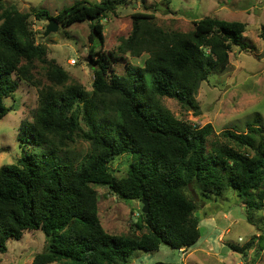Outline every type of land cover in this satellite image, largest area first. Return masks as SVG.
<instances>
[{"label": "trees", "instance_id": "obj_1", "mask_svg": "<svg viewBox=\"0 0 264 264\" xmlns=\"http://www.w3.org/2000/svg\"><path fill=\"white\" fill-rule=\"evenodd\" d=\"M116 1H80L56 16L14 8L0 15V119L11 110L4 100L15 94L18 82L33 81L36 61L48 64L51 83L39 92L34 122L20 126L22 157L0 169V256L8 252L9 241H20L27 231H42L47 241L32 264H129L135 252H156L162 245L189 250L201 238L197 199L190 195L194 188L205 198L232 190L250 211L264 210L261 116L247 124L246 133L222 132L224 142H213L209 151L213 126L193 127L161 103L171 98L196 109L201 84L227 70L234 50L247 48L246 24L207 17L189 33L167 32L152 23V16L134 14L132 33L121 41L117 57L102 50L101 23L117 9ZM32 15L55 19L63 28L95 21L88 37L91 94L80 84L67 86V72L47 62L48 48L36 43L30 27ZM127 54L148 58L135 66ZM117 60L125 63L124 75L115 68ZM78 141L90 150L77 159L68 151ZM28 145L43 149L27 152ZM122 156L131 162L118 178L111 164ZM97 186L123 201L148 202L137 225L143 234L117 236L104 229ZM258 243L264 245L263 236ZM251 247L234 250L246 255Z\"/></svg>", "mask_w": 264, "mask_h": 264}, {"label": "rangeland", "instance_id": "obj_2", "mask_svg": "<svg viewBox=\"0 0 264 264\" xmlns=\"http://www.w3.org/2000/svg\"><path fill=\"white\" fill-rule=\"evenodd\" d=\"M85 1L95 5L103 0H0V15L5 9L14 8L21 13L47 10L52 16L71 7L76 2ZM117 9L102 18L105 43L102 50L121 56L118 47L133 30L134 14L153 17L152 23L167 32L189 33L198 20L211 17L228 22H242L247 26L244 42L247 48L236 49L230 55V64L223 73H212L201 84L196 95L197 108L185 107L177 100L163 98L162 105L173 116L193 127L211 124L214 134L207 140L210 151L213 142H224L222 132L234 130L247 132V124L255 123L261 116L264 128V0H117ZM37 44L48 48L47 62L54 61L69 76L66 85L80 84L91 94L94 73L88 62L91 25L88 20L63 28L45 37L47 20L29 19ZM2 22L0 21V24ZM124 58L135 66H143L148 54L134 58L127 54ZM120 75L125 74V63L115 62ZM48 64L36 61L33 65V81L18 82V89L11 98L4 100L10 112L0 119V169L16 164L22 157V147L18 136L20 126L34 122V113L39 106L40 90L51 83L46 78ZM231 144V143H229ZM42 147H26L27 152L42 150ZM90 150L88 143L78 141L69 148L68 155L80 158ZM208 151V152H209ZM130 157H118L111 168L118 178L126 175ZM98 193L99 218L104 229L117 236L141 235L137 229L142 224L143 205L137 201H123L112 195L108 188L95 187ZM196 196L198 207L195 216L200 221L201 238L189 250H180L179 257L174 250L162 245L156 252H135L129 264H264V245L259 238L264 237V210L250 211L237 193L227 190L221 196L197 195L195 188L190 192ZM251 221H249V219ZM251 249L242 254L234 250ZM47 241L42 231H27L20 241L11 240L8 252L0 256V264H32L34 257L43 252ZM223 248L225 252L223 253ZM59 264V263H53Z\"/></svg>", "mask_w": 264, "mask_h": 264}, {"label": "water", "instance_id": "obj_3", "mask_svg": "<svg viewBox=\"0 0 264 264\" xmlns=\"http://www.w3.org/2000/svg\"><path fill=\"white\" fill-rule=\"evenodd\" d=\"M59 28H60V24L55 20V19H52L49 21V24L46 28V32H45V37L49 36L51 33H56L59 31ZM148 210H149V204L147 201H143V213L144 214H147L148 213ZM179 251L178 249L174 250V252H176V254L178 255V258L179 257ZM225 252V248H223V253Z\"/></svg>", "mask_w": 264, "mask_h": 264}]
</instances>
